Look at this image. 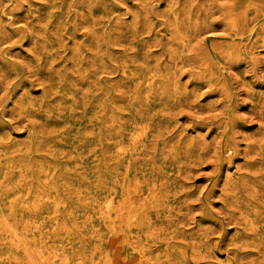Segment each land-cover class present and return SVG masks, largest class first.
Here are the masks:
<instances>
[{
	"label": "rangeland",
	"instance_id": "1",
	"mask_svg": "<svg viewBox=\"0 0 264 264\" xmlns=\"http://www.w3.org/2000/svg\"><path fill=\"white\" fill-rule=\"evenodd\" d=\"M0 264H264V0H0Z\"/></svg>",
	"mask_w": 264,
	"mask_h": 264
},
{
	"label": "bare ground",
	"instance_id": "2",
	"mask_svg": "<svg viewBox=\"0 0 264 264\" xmlns=\"http://www.w3.org/2000/svg\"><path fill=\"white\" fill-rule=\"evenodd\" d=\"M233 33H234V31H233ZM234 34H236V33H234Z\"/></svg>",
	"mask_w": 264,
	"mask_h": 264
}]
</instances>
